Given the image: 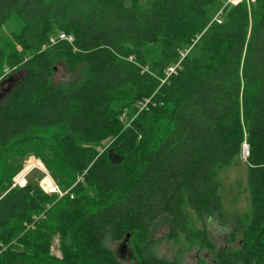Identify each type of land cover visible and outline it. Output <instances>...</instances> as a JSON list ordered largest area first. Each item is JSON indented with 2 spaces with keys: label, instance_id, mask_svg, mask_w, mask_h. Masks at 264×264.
Returning <instances> with one entry per match:
<instances>
[{
  "label": "trees",
  "instance_id": "16d2710c",
  "mask_svg": "<svg viewBox=\"0 0 264 264\" xmlns=\"http://www.w3.org/2000/svg\"><path fill=\"white\" fill-rule=\"evenodd\" d=\"M225 2L0 0V264H184L152 254L165 222L201 264H264V0L219 22ZM62 32L75 42L50 45ZM244 142L251 215L218 250L206 222ZM29 155L70 193L46 194L43 173L11 189ZM128 235L132 263L108 246Z\"/></svg>",
  "mask_w": 264,
  "mask_h": 264
},
{
  "label": "rangeland",
  "instance_id": "374dc122",
  "mask_svg": "<svg viewBox=\"0 0 264 264\" xmlns=\"http://www.w3.org/2000/svg\"><path fill=\"white\" fill-rule=\"evenodd\" d=\"M6 31V29L3 30V33H6ZM11 73L12 71L7 69L6 75H10ZM167 75L170 76L168 72ZM67 79V70L62 66L57 72L55 82L63 83ZM3 86L4 89H7L9 85L8 83H5ZM106 144L108 145L109 143ZM33 157L42 162V160L36 156L29 155L24 160L23 167L26 161ZM246 161L247 158L242 154L241 158H239L232 167L223 170L219 175L221 183L220 195L224 203V216L213 218V220L209 219V221L206 222V228L208 229L211 240L218 250H221L228 245L232 247H237L239 245L241 236H238L234 243L229 244L230 233L234 230L238 222L246 223L251 215V193L247 180L248 172ZM41 174L42 172L39 170L34 171L29 177V182L38 181L37 177ZM188 212L191 215L196 229H204L205 226L197 215L191 210ZM170 231V225L167 222L156 227L151 239L150 249L152 254L171 260L177 259L184 264H201V262L209 261L211 259L207 250L200 249L197 242L192 244L184 234H179L176 241L169 239L167 236ZM58 239V237L54 239L51 252L58 258H62L59 245L60 242ZM121 243L122 242L108 243V246L116 252L119 259L122 261L128 263L134 262V260L130 261L128 258L122 257V254L120 253Z\"/></svg>",
  "mask_w": 264,
  "mask_h": 264
},
{
  "label": "built area",
  "instance_id": "2783aa9c",
  "mask_svg": "<svg viewBox=\"0 0 264 264\" xmlns=\"http://www.w3.org/2000/svg\"><path fill=\"white\" fill-rule=\"evenodd\" d=\"M256 0H226L224 7L220 10L218 13L216 20L221 22V16L223 15L224 9L226 7H237L243 3H247L248 6L254 4ZM59 42H68L70 44H73L75 42V38L73 35H69L67 33H60L56 36H53L50 38L49 44L50 45H56ZM176 67L170 68L168 74L171 75L176 71ZM148 102H145L141 105L142 108H144L147 105ZM242 154L245 158L249 155V145L247 142H244L242 146ZM39 170L43 173V177L38 181V186L48 195H55L58 197V199H61L65 196H67L70 193V190H64L62 189L50 176L48 170L46 169L45 165L37 160L36 158H31L28 161H26L23 169L14 177L12 187L11 189L16 188H25L29 184V177L30 175L36 171ZM73 197V196H72ZM43 218V215L40 217H36L34 219V222L31 224H26L28 229L35 228V225L37 222H39Z\"/></svg>",
  "mask_w": 264,
  "mask_h": 264
},
{
  "label": "water",
  "instance_id": "95a60500",
  "mask_svg": "<svg viewBox=\"0 0 264 264\" xmlns=\"http://www.w3.org/2000/svg\"><path fill=\"white\" fill-rule=\"evenodd\" d=\"M4 83L5 82H3V84ZM120 253L122 254L123 258H128V260H130V261H132V260L136 261V257L134 255L132 249H131V246H130V235H128L127 238H125L122 241ZM129 263H131V262H129Z\"/></svg>",
  "mask_w": 264,
  "mask_h": 264
},
{
  "label": "flooded vegetation",
  "instance_id": "af4514ba",
  "mask_svg": "<svg viewBox=\"0 0 264 264\" xmlns=\"http://www.w3.org/2000/svg\"><path fill=\"white\" fill-rule=\"evenodd\" d=\"M11 83H12V80H10V82L8 83V85H11Z\"/></svg>",
  "mask_w": 264,
  "mask_h": 264
}]
</instances>
